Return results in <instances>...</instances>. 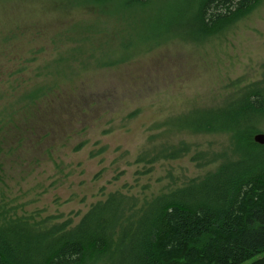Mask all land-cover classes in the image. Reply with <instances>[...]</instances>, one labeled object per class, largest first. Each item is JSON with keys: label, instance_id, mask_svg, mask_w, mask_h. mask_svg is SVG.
<instances>
[{"label": "rangeland", "instance_id": "1", "mask_svg": "<svg viewBox=\"0 0 264 264\" xmlns=\"http://www.w3.org/2000/svg\"><path fill=\"white\" fill-rule=\"evenodd\" d=\"M149 17L117 3L0 0V224L70 229L116 195L130 215L242 158L231 132L178 123L264 90V0L211 36L158 33Z\"/></svg>", "mask_w": 264, "mask_h": 264}, {"label": "trees", "instance_id": "2", "mask_svg": "<svg viewBox=\"0 0 264 264\" xmlns=\"http://www.w3.org/2000/svg\"><path fill=\"white\" fill-rule=\"evenodd\" d=\"M75 1L100 9L117 3L121 12L151 15L150 26L158 33L186 25L207 36L227 31L262 2ZM46 89L25 94L23 109L29 110ZM217 111L181 119L178 125L186 123L193 133L231 132L243 148L240 160L130 215L120 209L125 199L116 195L93 206L70 229H41L21 221L0 224V264H264V144L253 141L264 121V90L251 88ZM2 124L0 118V131ZM180 152L163 159H176ZM2 173L0 162V182ZM2 218L0 205V223Z\"/></svg>", "mask_w": 264, "mask_h": 264}, {"label": "water", "instance_id": "3", "mask_svg": "<svg viewBox=\"0 0 264 264\" xmlns=\"http://www.w3.org/2000/svg\"><path fill=\"white\" fill-rule=\"evenodd\" d=\"M254 143L258 145H263L264 144V134H257L253 137Z\"/></svg>", "mask_w": 264, "mask_h": 264}]
</instances>
